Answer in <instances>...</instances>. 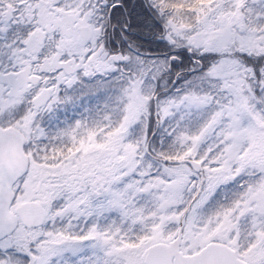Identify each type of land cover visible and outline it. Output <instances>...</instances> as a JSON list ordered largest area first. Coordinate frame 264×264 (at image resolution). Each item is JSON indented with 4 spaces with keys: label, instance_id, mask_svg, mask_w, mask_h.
I'll return each mask as SVG.
<instances>
[{
    "label": "snow or ice",
    "instance_id": "1",
    "mask_svg": "<svg viewBox=\"0 0 264 264\" xmlns=\"http://www.w3.org/2000/svg\"><path fill=\"white\" fill-rule=\"evenodd\" d=\"M0 264H264V0H0Z\"/></svg>",
    "mask_w": 264,
    "mask_h": 264
}]
</instances>
